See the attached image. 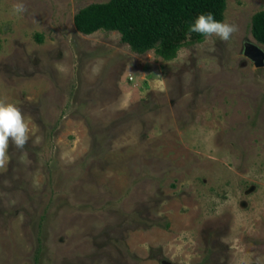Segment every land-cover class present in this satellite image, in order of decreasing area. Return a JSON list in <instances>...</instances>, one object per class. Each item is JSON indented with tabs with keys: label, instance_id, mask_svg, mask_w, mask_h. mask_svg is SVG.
Returning a JSON list of instances; mask_svg holds the SVG:
<instances>
[{
	"label": "rangeland",
	"instance_id": "374dc122",
	"mask_svg": "<svg viewBox=\"0 0 264 264\" xmlns=\"http://www.w3.org/2000/svg\"><path fill=\"white\" fill-rule=\"evenodd\" d=\"M104 1L0 0V99L31 130L0 168V264H257L264 66L244 45L264 49V0H228L238 31L172 60L78 31L75 14Z\"/></svg>",
	"mask_w": 264,
	"mask_h": 264
},
{
	"label": "trees",
	"instance_id": "16d2710c",
	"mask_svg": "<svg viewBox=\"0 0 264 264\" xmlns=\"http://www.w3.org/2000/svg\"><path fill=\"white\" fill-rule=\"evenodd\" d=\"M227 1L107 0L81 8L74 23L84 34L119 31L132 51L144 54L154 50L164 60H172L182 47L204 40L203 35L189 32L200 14L212 13L217 21H224ZM251 30L256 41L264 44V9L253 15ZM95 137L92 154L104 153L102 135Z\"/></svg>",
	"mask_w": 264,
	"mask_h": 264
},
{
	"label": "clouds",
	"instance_id": "9594fccd",
	"mask_svg": "<svg viewBox=\"0 0 264 264\" xmlns=\"http://www.w3.org/2000/svg\"><path fill=\"white\" fill-rule=\"evenodd\" d=\"M16 13L26 11L22 3L14 4ZM238 31L234 23L217 21L212 13L200 14L194 24L189 27L190 33H198L206 38L216 36L222 41H228ZM30 121L26 119L22 110L14 103L6 99H0V168L9 162V146L23 150L30 139ZM40 137H36L33 143H39ZM257 264H264V258H259Z\"/></svg>",
	"mask_w": 264,
	"mask_h": 264
},
{
	"label": "water",
	"instance_id": "95a60500",
	"mask_svg": "<svg viewBox=\"0 0 264 264\" xmlns=\"http://www.w3.org/2000/svg\"><path fill=\"white\" fill-rule=\"evenodd\" d=\"M244 53L249 57L256 67L264 66V49L253 42H246L244 45Z\"/></svg>",
	"mask_w": 264,
	"mask_h": 264
}]
</instances>
